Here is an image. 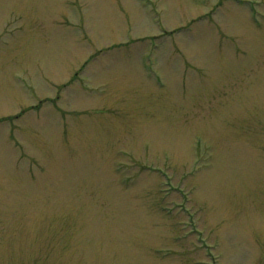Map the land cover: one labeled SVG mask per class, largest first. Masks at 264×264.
<instances>
[{
	"label": "rangeland",
	"instance_id": "obj_1",
	"mask_svg": "<svg viewBox=\"0 0 264 264\" xmlns=\"http://www.w3.org/2000/svg\"><path fill=\"white\" fill-rule=\"evenodd\" d=\"M0 264H264V0H0Z\"/></svg>",
	"mask_w": 264,
	"mask_h": 264
}]
</instances>
